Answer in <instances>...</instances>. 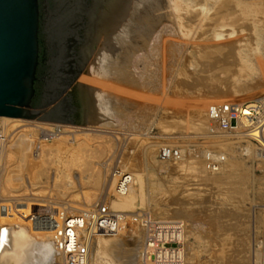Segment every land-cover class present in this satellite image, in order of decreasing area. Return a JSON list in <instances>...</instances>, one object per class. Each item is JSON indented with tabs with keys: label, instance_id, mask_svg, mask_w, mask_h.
<instances>
[{
	"label": "rangeland",
	"instance_id": "374dc122",
	"mask_svg": "<svg viewBox=\"0 0 264 264\" xmlns=\"http://www.w3.org/2000/svg\"><path fill=\"white\" fill-rule=\"evenodd\" d=\"M160 1L136 6L122 63L96 47L91 125H6L9 146L28 133L32 147L28 156L14 148L12 160L0 161V226H24L33 235L35 214L47 215L35 204H53L56 213L108 201L128 218L121 231L105 235L118 248L137 246L132 264H145V231L132 220L143 211L151 212V243L180 253L159 261L151 248V264H264V0ZM254 102L251 117L227 126L207 113L212 103L240 104L243 113ZM248 144L256 151H245ZM120 168L130 173L134 195L113 190ZM26 202L33 204L29 217H3L8 205ZM162 220L178 221L177 237L159 240L154 227ZM119 252L121 261L126 254ZM59 261L53 252L47 263Z\"/></svg>",
	"mask_w": 264,
	"mask_h": 264
},
{
	"label": "water",
	"instance_id": "95a60500",
	"mask_svg": "<svg viewBox=\"0 0 264 264\" xmlns=\"http://www.w3.org/2000/svg\"><path fill=\"white\" fill-rule=\"evenodd\" d=\"M137 0H0V116L85 124L96 47L122 63Z\"/></svg>",
	"mask_w": 264,
	"mask_h": 264
},
{
	"label": "built area",
	"instance_id": "2783aa9c",
	"mask_svg": "<svg viewBox=\"0 0 264 264\" xmlns=\"http://www.w3.org/2000/svg\"><path fill=\"white\" fill-rule=\"evenodd\" d=\"M257 107L254 102L248 107L249 114H240L239 106L229 103H212L207 113L209 117L217 123L227 126L231 120L238 117H251ZM6 125L0 122V145L8 138ZM169 149L161 148L159 154L161 158L169 157ZM173 154H177L173 151ZM113 190L119 193L128 191L132 183V177L127 170L120 168L113 174ZM66 209V208H65ZM53 217V227L48 235V240L56 248L59 264H90V252L92 242L95 237L106 233L121 231L124 228L128 215L124 211H119L111 207L108 201L89 205L78 211L57 210ZM132 220L145 231V242L139 251V255L145 264H151V248L155 249L156 258L159 261L179 256V249L171 250L162 245L151 243V212L133 213ZM154 227L155 235L161 239L175 238L179 232L178 221L162 220ZM156 240V239H155ZM154 244V245H153Z\"/></svg>",
	"mask_w": 264,
	"mask_h": 264
},
{
	"label": "bare ground",
	"instance_id": "6f19581e",
	"mask_svg": "<svg viewBox=\"0 0 264 264\" xmlns=\"http://www.w3.org/2000/svg\"><path fill=\"white\" fill-rule=\"evenodd\" d=\"M160 0H158L159 2ZM157 2V3H158ZM161 2V1H160ZM144 4L146 5L148 8L151 7V4H155L154 0H137L136 6L138 7L139 5ZM136 7V8H137ZM138 10V9H137ZM136 12V11H135ZM144 14V13H142ZM146 14V13H145ZM135 15V14H134ZM138 16V15H137ZM139 16L142 18V16L139 13ZM150 17V16H149ZM144 19V16L143 18ZM140 21V20H139ZM143 28V26H140ZM146 29V28H145ZM141 31V29H140ZM216 35V34H215ZM140 37V36H139ZM142 37H148L147 36H143ZM149 39V38H148ZM144 40V39H143ZM148 41V40H147ZM145 42V41H144ZM230 48V47H229ZM101 51V50H100ZM99 51V52H100ZM103 54V52H101ZM100 54V53H99ZM100 54V55H102ZM109 54V53H108ZM107 54V55H108ZM99 55V56H100ZM103 56V55H102ZM100 56V57H102ZM99 58V57H97ZM104 58V57H103ZM100 60V59H99ZM103 60V59H101ZM105 60V59H104ZM104 66V65H103ZM97 69H98V65H97ZM105 69V68H104ZM100 70V69H99ZM98 71V70H97ZM111 72V71H110ZM96 73V72H95ZM97 75V74H96ZM97 77V76H96ZM98 79V78H97ZM116 83V82H115ZM117 84V83H116ZM115 84V85H116ZM119 84V83H118ZM107 86V85H105ZM110 86V84H109ZM96 92V91H95ZM95 92H91V96L92 95H97ZM98 93V92H97ZM103 94V93H102ZM101 94V96H102ZM99 96V94H98ZM96 96V98L98 97ZM100 100V97H98ZM95 99V98H94ZM105 99V98H104ZM92 100V98H91ZM102 100V99H101ZM97 101V100H96ZM106 102V101H105ZM98 103V102H97ZM243 104V103H242ZM96 105V104H95ZM99 106V105H97ZM239 106V112L240 114H249V108L250 105L245 107V112H241V110H243L244 108H242V105H238ZM94 108V107H93ZM102 108V107H101ZM103 109V108H102ZM96 112L98 111L97 109H95ZM94 110V111H95ZM93 111L89 112L86 116V121L85 124L86 125H91L94 120H95V114L92 113ZM99 112V111H98ZM102 113V111H101ZM98 115V114H97ZM105 115V113L103 114ZM108 117V114L106 115ZM110 116V115H109ZM100 117V116H99ZM102 118V117H101ZM242 118V117H241ZM257 118V117H256ZM106 120V119H105ZM239 120V119H238ZM211 121V120H210ZM0 122L4 125H9V123H19L21 126L26 125H32L35 123H41V124H49V123H55V122H51V121H43V120H39L36 118L33 119H28V118H21V117H10V116H0ZM237 123V122H236ZM56 127H60V126H68L71 128H77L78 126L75 124L72 125H66V124H62L59 122L55 123ZM98 125V124H97ZM261 129L260 131H262V133L264 132V121L263 123H261ZM90 128V127H89ZM26 129V128H25ZM253 129H249L252 131V134H256L257 131ZM42 136H56L58 135V133H48L45 130H42ZM15 134V133H14ZM10 135V134H9ZM8 135V137H9ZM11 139V138H9ZM15 139V138H13ZM9 141L8 142L3 141L1 142V146H0V161L4 158H6L7 160H12L11 155L12 153H14L13 149L14 148H19V152L21 153V155H26L28 153V151L31 149L32 147V140L30 138V135L27 133L26 136L21 137V138H17V140H15V142L10 143L9 146ZM245 151H256V149H254V147H252L251 144H248V146H246L245 148H243ZM13 150V151H11ZM45 152V151H44ZM238 152V151H237ZM250 154V153H249ZM254 154V153H253ZM28 156V155H26ZM47 156V155H46ZM251 156V155H250ZM27 158V157H26ZM5 159V160H6ZM90 159V158H88ZM141 159V158H140ZM3 161V160H2ZM85 162V161H84ZM139 162V161H138ZM141 163V162H140ZM109 164V162H108ZM178 164V163H177ZM174 165V164H173ZM142 166V165H141ZM145 166V165H144ZM3 168V167H2ZM143 168V167H141ZM85 169V168H84ZM88 169V168H86ZM93 169V168H92ZM107 169V168H106ZM144 169V168H143ZM142 170V169H141ZM146 172V171H145ZM104 174V173H103ZM143 174V179H146L148 177H146V174ZM97 177H95L94 179V184L95 182L98 183V177L101 176L98 173L96 174ZM102 179V178H100ZM147 180V179H146ZM144 180V181H146ZM100 181V180H99ZM143 181V182H144ZM148 181V180H147ZM101 183V181H100ZM107 183V182H106ZM97 185V184H96ZM144 185H146V182L144 183ZM134 188L132 185L129 187L127 193L128 194H133L134 192ZM148 187H145L144 189H146ZM147 191V190H146ZM126 193V192H125ZM125 193H119L116 191V194L120 195H124ZM146 194V193H145ZM88 195V194H87ZM134 195V194H133ZM146 196V195H145ZM147 197V196H146ZM145 197V198H146ZM91 198L90 197H86L84 200H86L87 202H89ZM85 201V202H86ZM19 205V208H15L12 205H8V213H6L3 217L7 218H12L15 216V214H17V212L21 211L23 212V214L25 215H21V218H25V217H29V215H31V212H28V208L29 206L33 205L31 203H20V204H16ZM56 206L53 204H47V203H41V204H35L34 208H36V210H40V211H45L47 215H38L35 214L36 216H39V218L37 219V221L40 222H34L37 223V225L35 224L34 226H31L35 231V234H39V238H37L35 236V234L31 235L29 234L25 229L24 226L22 228L19 229H11V228H5L3 226H0V264H50L47 263L49 262V259L52 258V254L53 252L56 253L57 251L53 248V246L50 244L52 243L51 241H49L46 237L42 238L43 236H47L50 233V230L52 228L51 225V221H53V215L55 214L56 211ZM173 208V207H172ZM171 208V209H172ZM167 209V208H166ZM176 209V208H175ZM44 213V212H43ZM9 215V217H8ZM19 216V215H17ZM2 217V216H1ZM42 217V218H41ZM29 219V218H28ZM26 226H28V222H26ZM31 223V222H30ZM30 225V224H29ZM29 227V226H28ZM105 235V234H103ZM112 238V237H111ZM41 239H46L45 242ZM96 240H93V242L95 241V246L93 247L94 251L92 253V251L90 252V264H132L131 259L134 258L135 256H133V249L136 248L137 246L133 247H128V248H124V247H117L116 245H114V243L112 241H110V237L105 235V237L103 236H97L95 237ZM131 240V239H130ZM137 241V240H136ZM116 242V241H115ZM139 243V242H138ZM120 245V243H117ZM133 244V243H131ZM137 244V243H136ZM118 248L120 251V248L124 250V258L120 261L118 258L120 254H118L117 252H119L117 250V252H113L116 251L115 249ZM111 249V250H110ZM114 249V250H112ZM135 250V249H134ZM56 251V252H55ZM136 251V250H135ZM120 253V252H119ZM132 253V254H131ZM53 261V260H52ZM120 261V262H119Z\"/></svg>",
	"mask_w": 264,
	"mask_h": 264
}]
</instances>
